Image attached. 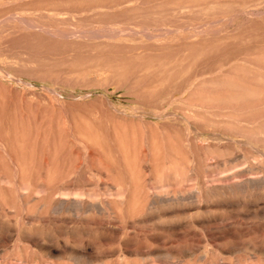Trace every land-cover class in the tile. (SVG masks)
Returning <instances> with one entry per match:
<instances>
[{"label":"rangeland","instance_id":"obj_1","mask_svg":"<svg viewBox=\"0 0 264 264\" xmlns=\"http://www.w3.org/2000/svg\"><path fill=\"white\" fill-rule=\"evenodd\" d=\"M263 185L264 0H0V264H264Z\"/></svg>","mask_w":264,"mask_h":264},{"label":"bare ground","instance_id":"obj_2","mask_svg":"<svg viewBox=\"0 0 264 264\" xmlns=\"http://www.w3.org/2000/svg\"><path fill=\"white\" fill-rule=\"evenodd\" d=\"M148 1V0H147ZM108 7V6H107ZM131 7V6H130ZM91 8V7H90ZM126 8V7H125ZM83 9V8H82ZM132 9H133V7H132ZM83 11V10H82ZM85 11V10H84ZM81 12V11H80ZM119 12V11H118ZM117 12V13H118ZM71 14V13H70ZM254 14V13H253ZM90 15V14H89ZM244 15H246V14H244ZM11 17V16H10ZM10 17H8V18H10ZM97 17V16H96ZM14 17L12 16V19H13ZM17 18H19V17H17ZM15 19H16V17H15ZM14 19V21H16V22H18L17 20H15ZM23 20H22V22L21 23H23V25L26 27V28H29V29H33V31L35 30L36 31V33L37 32H39V33H42V34H45V35H47V36H49V37H52V39L54 38V39H58V40H66L65 42L67 43V41L68 40H70V39H76V38H78V37H82V36H95L96 38H97V35H98V33L97 32H77V33H72V32H68V33H66V32H59V31H57V30H48V29H45L43 26H41V25H39V24H37L36 22H34V21H30V20H26V18L24 19V17L22 18ZM7 20V19H6ZM21 20V19H20ZM12 21V20H11ZM19 25H20V22H19ZM23 25H22V27H23ZM21 26V25H20ZM108 26V25H107ZM21 28V27H20ZM24 29V28H23ZM22 29V30H23ZM18 30V29H17ZM80 30V29H79ZM109 30H110V28H109ZM73 31V30H72ZM106 31V30H105ZM104 31V32H105ZM144 31H147V30H144ZM74 32V31H73ZM129 32V31H128ZM174 32V31H173ZM172 32V33H173ZM35 33V32H34ZM35 33V34H36ZM106 33V32H105ZM125 33V32H124ZM130 33V32H129ZM179 33V32H178ZM111 34H113V33H111ZM115 34H117V33H115ZM144 34V33H143ZM168 34V33H167ZM170 34V33H169ZM168 34V35H169ZM34 35V34H33ZM120 35L122 36V34L120 33ZM39 36V35H38ZM101 36V35H100ZM109 36V35H108ZM116 36H118V35H116ZM113 37H115V36H113ZM112 37V38H113ZM150 37V36H149ZM162 37V36H161ZM83 38V37H82ZM92 39L94 38V37H91ZM118 38V37H117ZM148 38V37H147ZM156 38V37H155ZM40 39V38H39ZM38 39V40H39ZM74 39V40H75ZM88 39V38H87ZM90 39V38H89ZM102 39V38H101ZM149 39V38H148ZM99 40V39H98ZM145 40V39H144ZM150 40V39H149ZM153 40V39H152ZM68 42H70V41H68ZM39 43H40V41H39ZM43 43V42H42ZM41 43V44H42ZM163 43H165V42H163ZM77 44V43H76ZM75 44V45H76ZM49 45V44H48ZM60 45H63V44H60ZM78 46V45H77ZM86 47V46H85ZM42 48V47H41ZM78 48V47H77ZM117 48V47H116ZM76 49V48H75ZM81 49V48H80ZM88 49V48H87ZM67 50V49H66ZM40 51H41V49H40ZM57 51V50H56ZM86 52V51H85ZM89 52H91V51H89ZM46 53V52H45ZM182 53V52H181ZM188 53V52H187ZM186 53V54H187ZM83 54V53H82ZM177 55V54H176ZM59 58V57H58ZM151 61V60H150ZM153 61V60H152ZM81 62V61H80ZM166 62V61H165ZM140 63H142V62H140ZM152 63V62H151ZM152 68H153V66H152ZM155 69V68H154ZM218 74V73H217ZM84 76V75H83ZM85 77V76H84ZM49 80V79H48ZM234 86V85H233ZM139 87V86H138ZM261 89V88H260ZM263 92V91H262ZM259 93V92H258ZM258 96H260V95H258ZM257 96V97H258ZM260 98V97H259ZM254 99V98H253ZM86 107V106H85ZM85 109V108H84ZM247 111V110H246ZM86 112V111H85ZM78 113V112H77ZM225 115V114H224ZM223 116V115H222ZM225 118V117H224ZM218 120V119H217ZM243 121V120H242ZM182 127V126H181ZM241 133V132H240ZM229 141V140H228ZM83 142V141H82ZM86 143V142H85ZM91 143V142H90ZM89 144V143H88ZM86 148H88L87 146H86ZM88 155V154H87ZM87 158V157H86ZM83 159V158H82ZM143 161V160H142ZM46 162H48V161H46ZM120 164V163H119ZM47 165H49V164H47ZM127 165V164H126ZM126 165H125V167H126ZM245 165V164H244ZM243 165V166H244ZM79 166V165H78ZM225 166V165H224ZM245 166H248V165H245ZM244 166V167H245ZM242 167V166H241ZM249 167V166H248ZM45 168V167H44ZM43 168V169H44ZM231 168H233V167H231ZM234 168H236V167H234ZM238 168V169H237ZM236 168V170L234 171V172H232L230 175H227V176H225L224 174L226 173H224V174H222V176H221V178L223 177V175L225 176V177H223V179L225 178V179H231V180H233L234 178H237V177H239V178H241V176H244V174L245 173H249V171L248 170H246L245 168L243 169V167H242V169H239V166ZM86 169V168H85ZM127 169V168H126ZM252 169V168H251ZM192 170V169H191ZM249 170H250V168H249ZM73 171V170H72ZM84 171V170H83ZM230 172V171H229ZM90 173V172H89ZM96 173V172H95ZM252 173V172H251ZM107 174V173H106ZM227 174V173H226ZM250 174V173H249ZM248 174V175H249ZM100 175V174H99ZM108 175V174H107ZM106 175V176H107ZM217 175V174H216ZM247 174H245V176H246ZM248 175L246 176V177H248ZM262 175V174H261ZM94 176V175H93ZM238 178V179H239ZM252 178V177H251ZM262 178V177H261ZM237 179V180H238ZM257 179V178H256ZM237 180H234V181H237ZM261 180V179H260ZM34 181V180H33ZM244 181H247L246 183H249V178H245V179H243V182ZM259 181V180H258ZM257 181V182H258ZM82 182V181H81ZM256 182V181H255ZM32 183V182H31ZM226 183V182H225ZM251 183V182H250ZM250 183L248 184V185H250ZM262 183V182H261ZM256 184V183H255ZM96 185H99V184H96ZM228 185V184H227ZM244 185H245V183H244ZM243 185V186H244ZM256 185H258V184H256ZM32 186V185H31ZM92 186H94V185H92ZM264 186V185H263ZM33 187V186H32ZM260 187V186H259ZM259 187H257V188H259ZM89 188V187H88ZM97 188H98V186H97ZM116 188V187H115ZM253 188V187H252ZM68 189V188H67ZM231 190V189H230ZM233 191L235 190V189H232ZM245 190V189H244ZM209 192V191H208ZM222 193H224L223 191H221ZM55 193V192H54ZM220 193V192H219ZM219 193H218V195H219ZM225 193H227V192H225ZM232 193H234V192H232ZM235 194H237V192H235ZM203 195V194H202ZM222 194L220 193V197H222L221 196ZM227 195H228V193H227ZM257 195V194H256ZM256 195H251V197L253 198V197H256ZM216 196V195H215ZM226 196V195H225ZM196 197V196H195ZM241 197V196H240ZM248 197V196H247ZM67 198V197H66ZM204 198V197H203ZM236 198H237V196H236ZM82 199V198H81ZM80 199V200H81ZM88 199V198H87ZM244 199V198H243ZM245 199H246V197H245ZM170 200V199H169ZM229 200H230V198H229ZM249 200V199H248ZM60 201V200H59ZM207 201V200H206ZM230 201H233V202H235V200H230ZM245 201V200H244ZM243 201V202H244ZM147 202V201H146ZM226 202H227V200H226ZM242 202V201H241ZM67 203H69V201L67 202ZM85 203H86V201H85ZM90 203V202H89ZM193 203V202H192ZM244 203H246V202H244ZM251 203V202H250ZM256 203V202H255ZM94 204H96V203H94ZM223 204V203H222ZM61 205V204H60ZM101 205V204H100ZM227 205V204H226ZM27 206V205H26ZM62 206V205H61ZM64 206H65V204H64ZM214 206V205H213ZM22 207H25V206H22ZM72 207V206H71ZM89 207V206H88ZM93 207V206H92ZM94 207H95V205H94ZM93 207V209H95ZM108 207V206H107ZM241 207V206H240ZM252 207V206H251ZM64 208V207H63ZM212 208V207H211ZM25 209V208H24ZM54 209V208H53ZM103 209V208H102ZM105 209H108V208H106L105 207ZM104 209V210H105ZM74 210V209H73ZM81 210V209H80ZM152 210V209H151ZM58 211V210H57ZM108 211V210H107ZM60 212V211H59ZM92 212H93V210H92ZM113 212V211H112ZM85 213V212H84ZM98 213H99V211H98ZM97 213V214H98ZM108 214H109V212H107ZM180 213H182V212H180ZM262 213V212H261ZM104 214V213H103ZM114 214V213H113ZM229 214V213H228ZM239 214V213H238ZM238 214H236L237 215V217H239L238 216ZM250 214V213H249ZM101 216H102V214H100ZM111 215V214H110ZM163 215V214H162ZM257 215V214H256ZM183 216V215H182ZM217 217V216H216ZM77 218V217H76ZM110 218V217H109ZM156 218H157V216H156ZM210 218V217H209ZM121 219V218H120ZM201 219V218H200ZM214 219V218H213ZM218 219H219V217H218ZM224 219V218H223ZM194 220H196V219H194ZM209 220V219H208ZM215 220H217V219H215ZM197 221H198V219H197ZM219 221V220H218ZM227 221V220H226ZM229 221V220H228ZM169 222V221H168ZM211 222H212V220H211ZM223 222H225V221H223ZM99 223V222H98ZM150 223V222H149ZM203 223V222H202ZM241 223V222H240ZM252 223V222H251ZM189 225V224H188ZM120 227V226H119ZM192 227V226H191ZM254 228V227H253ZM163 229V228H162ZM225 229V228H224ZM164 230V229H163ZM182 230V229H181ZM209 230V229H208ZM89 231V230H88ZM124 231V230H123ZM80 232V231H79ZM86 232V231H85ZM27 233V232H26ZM72 233V232H71ZM225 233V232H224ZM244 233V232H243ZM87 234V233H86ZM99 234V233H98ZM183 234V233H182ZM218 234H219V232H218ZM65 235V234H64ZM100 235V234H99ZM122 235V234H121ZM194 235V234H193ZM229 235V234H228ZM118 236V235H117ZM211 236V235H210ZM217 236H219V235H217ZM230 237V236H229ZM233 236H231V238H232ZM236 236H234L233 237V239L235 238ZM223 238V237H222ZM42 239V238H41ZM224 239V238H223ZM49 240V239H48ZM222 240V239H221ZM229 240V239H228ZM79 241V240H78ZM154 241V240H153ZM215 241V240H214ZM213 241V242H214ZM224 241V240H223ZM163 242V241H162ZM229 242V241H228ZM264 242V241H263ZM157 243V242H156ZM179 243V242H178ZM74 245V244H73ZM159 245V244H158ZM46 246V245H45ZM137 247V246H136ZM182 247V246H181ZM246 247V246H245ZM43 248V247H42ZM216 248V247H215ZM261 247L259 246V248H258V250L260 249ZM81 249V248H80ZM201 249V248H200ZM245 249V248H244ZM73 250V249H72ZM88 250V249H87ZM230 250V249H229ZM232 250H234L233 248H232ZM263 249H261V251H262ZM76 251V250H75ZM93 251V250H92ZM162 251V250H161ZM231 251V250H230ZM81 252H83V250H81ZM156 252V251H155ZM158 252V251H157ZM194 252V251H193ZM223 252V251H222ZM147 253H149V252H147ZM151 253V252H150ZM149 253V254H150ZM153 253H154V251H153ZM161 253V252H160ZM159 253V254H160ZM231 253H232V251H231ZM159 254H157V256L159 255ZM165 254V253H164ZM197 254H198V252H197ZM229 254V253H228ZM233 254V253H232ZM236 254V253H235ZM256 254V253H255ZM153 254H151V256H152ZM156 255V254H155ZM161 255H163V254H161ZM182 255V254H181ZM199 255V254H198ZM230 255V254H229ZM234 255V254H233ZM167 256V255H166ZM165 256V257H166ZM193 256V255H192ZM197 256V255H196ZM161 257H163V256H161ZM168 257V256H167ZM157 258V257H156ZM249 258V257H248ZM165 259V258H164ZM222 259V258H221ZM225 260L227 259V257H225L224 258ZM236 259V258H235ZM176 260H177V258H176ZM175 260V261H176ZM224 260V261H225ZM249 260V259H248ZM254 260V259H253ZM205 261V260H204ZM232 261V260H231ZM230 258H229V262L227 263V264H231L230 262ZM246 261V260H245ZM263 261V260H262ZM218 262V261H217ZM221 262H223V260H221ZM258 262V261H257ZM257 262H255L256 264H257ZM105 263V262H104ZM220 263V262H219ZM234 263V262H233ZM239 263V262H238ZM242 263V262H241ZM189 264V263H188ZM216 264H218V263H216ZM221 264V263H220ZM259 264V263H258ZM262 264V263H261Z\"/></svg>","mask_w":264,"mask_h":264}]
</instances>
